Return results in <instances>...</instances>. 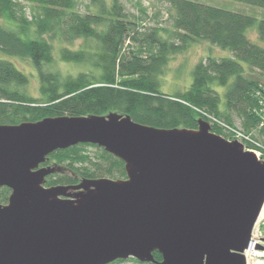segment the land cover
Masks as SVG:
<instances>
[{"label": "water", "instance_id": "1", "mask_svg": "<svg viewBox=\"0 0 264 264\" xmlns=\"http://www.w3.org/2000/svg\"><path fill=\"white\" fill-rule=\"evenodd\" d=\"M78 144L121 160L126 178L45 187L56 169L39 166ZM1 187L0 264H246L264 160L204 120L189 130L117 113L44 118L0 125Z\"/></svg>", "mask_w": 264, "mask_h": 264}, {"label": "trees", "instance_id": "2", "mask_svg": "<svg viewBox=\"0 0 264 264\" xmlns=\"http://www.w3.org/2000/svg\"><path fill=\"white\" fill-rule=\"evenodd\" d=\"M234 1L264 11V0ZM166 3L170 27L139 33L140 25L126 19L119 0L108 8L97 0V12L83 14L77 0H0V125L117 113L158 129L195 130L199 120L211 116L231 127L237 118L246 133L257 130V96L264 95V18L190 0ZM26 4L32 7L29 14ZM126 40L137 48L126 51ZM76 41L80 45L73 48ZM199 42L225 56H205L193 66L187 89L162 92L169 60ZM54 49L57 61L81 70L58 71ZM17 59L33 68L38 97L28 94L29 79L13 64ZM222 131L221 125H211V132L223 136ZM86 147L100 151L98 161L84 154ZM50 163L56 171L46 177L45 187L126 178L121 160L91 144L56 150L41 166ZM64 167L77 177L63 174ZM9 195L1 187L0 204H7ZM153 257L161 260L158 252ZM126 262L143 264L133 258L110 264Z\"/></svg>", "mask_w": 264, "mask_h": 264}, {"label": "rangeland", "instance_id": "3", "mask_svg": "<svg viewBox=\"0 0 264 264\" xmlns=\"http://www.w3.org/2000/svg\"><path fill=\"white\" fill-rule=\"evenodd\" d=\"M78 1V11L80 13L87 12H97V0H77ZM103 5L108 8L112 0H99ZM197 3L217 6L220 8H224L226 10H230L233 12H239L244 15H250L256 17L258 19L264 18V11L259 8L250 7L245 4L237 3L234 0H190ZM122 11L125 14L126 19L130 22L136 23L140 26L139 33H146L149 29H153L155 27H170V22L168 20V15L166 12L167 3L166 0H119ZM26 13L29 14L31 12L32 7L29 5H25ZM254 31V30H253ZM251 32V37L254 38L255 33ZM80 45V41H76L72 47L77 48ZM124 47L126 51L135 50L137 48V44L132 43L131 40H126ZM57 49H54V58L56 62V69L60 71L62 74H75L80 71V67H74L69 64L60 63L57 61ZM225 56L222 50L214 48L205 42H199L192 46H190L185 52L176 54L172 56L167 64V68L164 71V74L161 76V91L167 94H173L178 91H182L183 89H187L191 83L192 76L191 72L193 66L205 56ZM14 65L24 72L29 79L26 90L28 94L32 97H38V78L31 67V65L26 61L15 60L13 61ZM234 128L243 130L241 126V122L239 119L235 118L234 120ZM223 136L222 138L227 141H235L232 139L231 135H229L226 130L221 132ZM250 133L255 135L256 137L262 139L263 134L259 130H252ZM220 136V135H219ZM84 154L88 155L93 161H98V155H100V151L94 147H86L84 149ZM50 166L52 164L50 163ZM80 165H78L79 167ZM60 171L63 174L68 176H76L75 172L71 170H67V168H62ZM77 177V176H76ZM107 179H111L109 177H103ZM100 179V178H99ZM120 179V178H119ZM118 179V180H119ZM114 180V179H112ZM251 232V237L253 240L257 242L256 248L254 249V253H260V251H264V217L257 221V224L253 228ZM251 240V238H250ZM261 257V256H260ZM262 258H259L257 254L247 255L246 264H259L262 263ZM124 264H133L132 262H126Z\"/></svg>", "mask_w": 264, "mask_h": 264}, {"label": "built area", "instance_id": "4", "mask_svg": "<svg viewBox=\"0 0 264 264\" xmlns=\"http://www.w3.org/2000/svg\"><path fill=\"white\" fill-rule=\"evenodd\" d=\"M257 102H258V105L256 108V113L259 117V123H258L257 130H260V131L263 130L264 131V95L263 94H261V93H260V95L258 94ZM205 117H206V122L209 124L210 127L213 124L221 125L223 127V130L224 131L226 130V132L229 135H231L232 139H234L235 141H237L243 145L245 150L252 152L258 160H264V135H263L262 139H260V138L256 137L255 135H253L252 133H246L243 130H239V129H236L234 127L228 126V125L218 121L214 117H211V116H205ZM256 224H257V222H256ZM255 225H254V227H255ZM251 242L253 243V246L255 249L257 242H255L253 240V237H251L250 243ZM249 253L253 254V256H254V254H257L259 256V258H262V260H264V251H260V253H257V252L254 253V251H253V253H252L251 251H249V249H247L244 252L245 258H247V255H249ZM258 264H259V262H258ZM260 264H264V261H262V263H260Z\"/></svg>", "mask_w": 264, "mask_h": 264}, {"label": "bare ground", "instance_id": "5", "mask_svg": "<svg viewBox=\"0 0 264 264\" xmlns=\"http://www.w3.org/2000/svg\"><path fill=\"white\" fill-rule=\"evenodd\" d=\"M262 217H264V205H263V208H262V210H261V213H260V215H259V217H258V220H260ZM257 220V221H258ZM249 251H251L252 253H253V251H254V246H253V243L251 242L250 243V245H249Z\"/></svg>", "mask_w": 264, "mask_h": 264}, {"label": "flooded vegetation", "instance_id": "6", "mask_svg": "<svg viewBox=\"0 0 264 264\" xmlns=\"http://www.w3.org/2000/svg\"><path fill=\"white\" fill-rule=\"evenodd\" d=\"M39 167H45V166H41V165H40Z\"/></svg>", "mask_w": 264, "mask_h": 264}]
</instances>
